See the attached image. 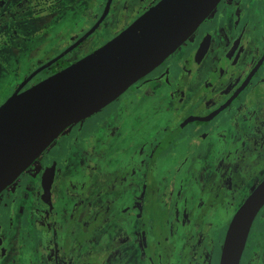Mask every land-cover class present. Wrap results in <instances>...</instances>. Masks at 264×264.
<instances>
[{"label":"flooded vegetation","instance_id":"af4514ba","mask_svg":"<svg viewBox=\"0 0 264 264\" xmlns=\"http://www.w3.org/2000/svg\"><path fill=\"white\" fill-rule=\"evenodd\" d=\"M40 1L0 0V25L36 22L39 15L48 20L55 17L51 8L39 12ZM160 1L88 2L81 12L82 29L77 38L37 61L10 97L23 83L20 92L103 47ZM121 112L128 113L127 117L112 120ZM100 114L105 123L86 133L88 149H96L93 156L85 157L90 171L81 181L72 173L62 180L60 171L70 164L73 153L69 145L58 158L46 155L47 149L30 166L39 163L32 175L9 189L29 167L0 193V264H28L27 254L40 257V262L29 264H133L137 250L146 264H213L212 236L219 226H225L216 263L220 264L234 214L264 179V0H222L160 65L112 103L68 129L80 126L83 130ZM127 122L130 129L123 127ZM155 122L164 123L162 130H157ZM248 122L251 129L245 130ZM110 143H118L113 152ZM181 143L189 144V149L181 151L177 147ZM201 143H229L223 163L234 166L231 176L229 171L209 172L208 166L196 161L203 150ZM99 167L108 168L105 177ZM191 168L190 176L198 182L196 188L186 189L183 186ZM52 169L55 174L50 177ZM66 180L69 186L71 181L73 184L67 187ZM62 184L66 186L65 208L58 202ZM96 186L98 191L90 192ZM229 191L240 196V206L232 196L229 201ZM78 194L80 201L75 203ZM190 195V212H176L174 221L168 223L173 227L171 240L163 243V237L147 225L152 222L151 205L167 207ZM209 195L216 202L207 201ZM161 212L166 217L163 207ZM113 217L115 234L94 247V234L98 236L106 219ZM251 232L240 264H264V246L244 261ZM35 233L44 240L37 242Z\"/></svg>","mask_w":264,"mask_h":264},{"label":"water","instance_id":"95a60500","mask_svg":"<svg viewBox=\"0 0 264 264\" xmlns=\"http://www.w3.org/2000/svg\"><path fill=\"white\" fill-rule=\"evenodd\" d=\"M221 1L161 0L92 54L20 92L23 83L0 106V193L69 127L112 103L175 52ZM263 208L264 179L234 214L220 264L241 263L253 224Z\"/></svg>","mask_w":264,"mask_h":264},{"label":"rangeland","instance_id":"374dc122","mask_svg":"<svg viewBox=\"0 0 264 264\" xmlns=\"http://www.w3.org/2000/svg\"><path fill=\"white\" fill-rule=\"evenodd\" d=\"M93 0H41L38 2V9L41 13L42 10H47L48 8H51L52 11L55 12V17L50 18V20L46 18H40L39 16H36L34 21H25V22H11L8 24L2 23L0 25V105L10 97V93L13 91L14 87L17 85V83L20 82V80L24 77L25 74L29 72V70L36 64L37 61H42L41 59L46 58L47 56H50L51 54H54L56 50H60L67 44L71 42V40H75L77 36L80 34V30L82 29V22L83 19H80L81 12L85 9V6L88 2H92ZM98 10V8H97ZM14 30V31H12ZM13 32V37H10V34ZM3 39H7L8 43L4 45L5 43ZM120 115H116L112 118H123L127 117L128 113L121 112ZM103 114H100L91 120L87 122L88 127H84L83 130L80 128V126H74L68 130H66L57 140L54 142L48 150L45 152L46 155H49L51 157H62L61 155L66 152L69 145L73 146V153L70 156V164L66 167H63L60 171L62 180L64 181L66 178V174L72 173L73 177H81L79 181H81L82 177L90 171V165L84 163L85 157L87 154H91V156L94 155L95 149L91 148L88 149V140L90 139L89 136H87L88 130L98 129L99 123L104 124L105 122L102 121ZM226 118V117H225ZM223 118V119H225ZM109 118H106V121ZM154 126H159L162 130L164 123L155 122ZM124 128L130 129V123H124ZM156 129V128H155ZM251 125L250 122L245 126V130H250ZM116 136L118 137L117 132L115 131ZM115 139V137H113ZM64 142V143H62ZM104 145V143H102ZM106 144V143H105ZM177 143H174L176 145ZM146 145V144H145ZM202 151L198 155V159H196L197 162H200L204 166H208L209 172L215 170L219 172H228L229 176L233 173V170L235 169L234 166H230L229 168L225 166L224 157L226 156L227 150L229 149V143H201ZM97 147V146H95ZM180 150L187 151L190 147L189 144L181 143L177 145ZM118 148V143H110V150L113 152ZM106 153V152H105ZM116 156L119 158L118 150L116 151ZM115 161V160H113ZM38 162L34 164L32 167H30L16 182L14 185H12L9 189L15 188L18 183L21 182L22 179L27 178L29 175H32L34 171L38 168ZM108 168L106 167H99L100 173L105 177V175L108 173ZM104 170V171H103ZM227 170V171H226ZM193 169H189L187 175V178L185 180V184L183 187L186 189H194L197 186V180L192 178L190 175ZM205 171V170H204ZM208 172V173H209ZM205 178V177H204ZM73 181H76L75 179ZM71 181L70 186L73 184ZM226 181V180H225ZM97 182V181H95ZM94 182V183H95ZM226 183V182H225ZM65 184L67 187L69 186L68 181H65ZM213 187H216V185L213 184ZM62 191L60 194H58V202L59 204L65 208L64 201L67 199L66 197V186L64 184L61 185ZM97 192V186L95 189L91 190L90 192ZM107 192V191H106ZM108 194V193H106ZM117 195V194H116ZM232 196V197H231ZM243 196H246L244 194ZM102 197V196H101ZM208 200L210 201L213 199V202H216V197H213V195L210 197L208 196ZM230 197L235 200L236 204L240 206V200L238 198L240 196L236 195L234 192L229 191V201ZM104 200H107V196H103ZM76 201H80V194L76 195ZM181 200H183L180 197ZM159 200V199H158ZM192 196L190 195L187 200L184 202H179L178 204L174 202L173 204L165 207L162 205H156L155 202L151 205V208L153 211H151L152 216V222H150L147 225H152L155 232H158L162 236L163 243H166L171 240V233L173 231V227L171 228V225L168 223L174 221L173 217L176 215V212L178 214H182L184 210H189L191 208L192 204ZM104 201V202H105ZM177 204V205H176ZM92 207L98 206V204H91ZM237 206V208H238ZM162 207L165 211L166 217L162 214ZM177 208V211L176 209ZM236 208V209H237ZM235 209V210H236ZM190 210L188 211V213ZM45 216V215H44ZM232 214L229 212V221L232 218ZM47 217V216H46ZM43 218V217H42ZM110 219V218H109ZM106 219L107 222L101 230H99L98 236L97 233L94 234L95 242L94 247H97L99 244V241L104 240H111L113 235L115 234V230L117 227V223L114 219ZM109 220V221H108ZM151 218H148V221H150ZM171 228V229H170ZM97 232V231H96ZM226 232V227L219 226L216 230V233H214L213 237V257L212 261L213 264L217 263L218 260V251L220 250V245L222 243V239L224 238ZM89 233H91L89 231ZM34 236L37 237V242L44 240L42 236L39 233H35ZM180 241H175L177 246H179ZM168 244V243H167ZM264 246V208L258 215L253 228L251 232L250 242H248V246L245 252L244 261H248L252 256L253 252L257 251L259 248ZM167 247L164 248V253L166 254ZM215 252H217L215 254ZM29 257V255H26L25 261L29 264L30 262H40L39 256L33 255ZM133 264H146L142 260V254L137 250V253L134 254L133 257ZM166 264V262H165ZM177 264V263H174Z\"/></svg>","mask_w":264,"mask_h":264}]
</instances>
